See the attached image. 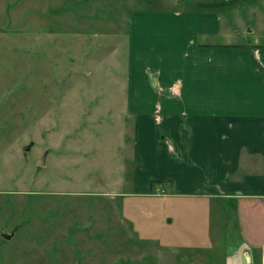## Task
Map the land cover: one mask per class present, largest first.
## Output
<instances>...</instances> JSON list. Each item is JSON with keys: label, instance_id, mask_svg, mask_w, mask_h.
<instances>
[{"label": "rangeland", "instance_id": "374dc122", "mask_svg": "<svg viewBox=\"0 0 264 264\" xmlns=\"http://www.w3.org/2000/svg\"><path fill=\"white\" fill-rule=\"evenodd\" d=\"M201 2L221 3L235 44H264V0H0V264L151 262L133 232L159 231L144 225L121 128L127 61L141 67L128 55L130 18Z\"/></svg>", "mask_w": 264, "mask_h": 264}, {"label": "crops", "instance_id": "0c3cea01", "mask_svg": "<svg viewBox=\"0 0 264 264\" xmlns=\"http://www.w3.org/2000/svg\"><path fill=\"white\" fill-rule=\"evenodd\" d=\"M201 4L217 3L130 18L141 67L127 61L121 128L144 225L159 231L133 233L152 248L148 264H264V44H235L221 9Z\"/></svg>", "mask_w": 264, "mask_h": 264}, {"label": "water", "instance_id": "95a60500", "mask_svg": "<svg viewBox=\"0 0 264 264\" xmlns=\"http://www.w3.org/2000/svg\"><path fill=\"white\" fill-rule=\"evenodd\" d=\"M25 151H29V148H27ZM39 165L42 166L44 165V159H42L40 162H39ZM1 237L4 239V240H11L13 237H14V232H8L7 230H4L2 233H1Z\"/></svg>", "mask_w": 264, "mask_h": 264}, {"label": "trees", "instance_id": "16d2710c", "mask_svg": "<svg viewBox=\"0 0 264 264\" xmlns=\"http://www.w3.org/2000/svg\"><path fill=\"white\" fill-rule=\"evenodd\" d=\"M221 3H217L215 5H211V4H201V7H216L219 8Z\"/></svg>", "mask_w": 264, "mask_h": 264}]
</instances>
